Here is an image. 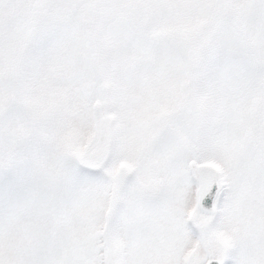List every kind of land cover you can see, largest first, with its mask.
<instances>
[{
  "label": "rangeland",
  "instance_id": "rangeland-1",
  "mask_svg": "<svg viewBox=\"0 0 264 264\" xmlns=\"http://www.w3.org/2000/svg\"><path fill=\"white\" fill-rule=\"evenodd\" d=\"M191 159L215 167L211 218ZM82 170L111 186L94 231ZM186 187L224 256L264 243V0H0V264H73L100 238L122 259L111 205Z\"/></svg>",
  "mask_w": 264,
  "mask_h": 264
},
{
  "label": "snow or ice",
  "instance_id": "snow-or-ice-1",
  "mask_svg": "<svg viewBox=\"0 0 264 264\" xmlns=\"http://www.w3.org/2000/svg\"><path fill=\"white\" fill-rule=\"evenodd\" d=\"M79 178L83 184L76 205L84 212L86 225L94 231L109 212L111 186L87 170H82ZM202 193L201 209L208 212L216 203L217 188L214 183L206 185ZM188 195L190 188L186 187L180 197L167 204L133 197L112 204L111 226L121 241L122 259L111 250L106 252L100 238L93 240L86 255L73 264H264V243L248 256L250 249L241 241L235 252L224 256L208 231L192 227L181 211ZM193 248V254L186 258Z\"/></svg>",
  "mask_w": 264,
  "mask_h": 264
},
{
  "label": "water",
  "instance_id": "water-1",
  "mask_svg": "<svg viewBox=\"0 0 264 264\" xmlns=\"http://www.w3.org/2000/svg\"><path fill=\"white\" fill-rule=\"evenodd\" d=\"M98 107V102L95 101V108ZM102 138V130H99L98 133V139L101 140ZM188 170L190 172V175L194 182L196 183V208L203 213H210L212 209L208 212H204L201 209V196L202 194V189L207 185L211 186V184H215L214 181V173H213V168L210 165L207 164H202V163H196L194 161H189L188 163ZM125 176L124 171H117L114 174V177L116 179H121ZM216 186V184H215Z\"/></svg>",
  "mask_w": 264,
  "mask_h": 264
}]
</instances>
